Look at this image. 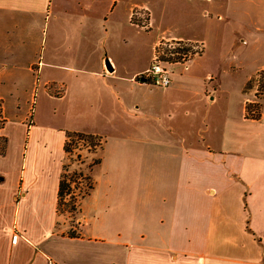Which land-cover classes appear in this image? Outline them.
Segmentation results:
<instances>
[{
  "label": "crops",
  "instance_id": "crops-1",
  "mask_svg": "<svg viewBox=\"0 0 264 264\" xmlns=\"http://www.w3.org/2000/svg\"><path fill=\"white\" fill-rule=\"evenodd\" d=\"M67 1L0 0V264H264V113L245 116L246 103L255 102L247 83L258 71L237 90H226L224 71L201 63L219 60L218 42L189 30H162L152 47L160 40L203 42L186 69L169 65L166 87L137 78L150 59L134 71H118L109 56L108 71L96 53L101 71L62 74L61 97L73 92L88 109L82 118L111 124L112 142L98 130L48 132L32 114L37 73L46 71V90L57 80L48 70L92 60L81 46L97 44L96 30L80 34L63 25L62 16L80 11L96 21L117 5L127 4V12L137 6L132 0ZM149 5L138 8L148 13L151 28ZM40 34L46 36L42 54ZM203 65L207 71H195ZM233 90L238 103L221 109L217 92ZM150 119L162 124L151 126ZM67 132L103 141L73 225L58 212Z\"/></svg>",
  "mask_w": 264,
  "mask_h": 264
},
{
  "label": "rangeland",
  "instance_id": "rangeland-1",
  "mask_svg": "<svg viewBox=\"0 0 264 264\" xmlns=\"http://www.w3.org/2000/svg\"><path fill=\"white\" fill-rule=\"evenodd\" d=\"M132 1L137 4L132 12H127V4L124 7L117 5L112 12H99L96 21L91 19L89 14L86 16L90 19L85 18L80 11L68 12L62 16L61 23L80 34L85 33L89 27L97 31V44L93 42V44L81 46V50L86 52L85 55L87 52L90 55L93 53V59L75 64L67 63L73 69L51 68L48 71H56L57 73L52 76H55L57 80L54 84L47 83L46 90L43 84L46 80V71H42L40 75L37 73L38 82L35 83L33 91L32 114L35 116L33 119L46 124L48 132L61 133L75 129L98 130L105 133L103 140L104 142L107 140L108 145L113 138L111 124L105 122L103 118H82V113L87 112L88 109L78 105L73 92L67 98L61 97L66 85L60 81L66 82L62 74L65 71H101L100 65L95 62L96 53H100V56L105 58L110 56L116 63L118 71H134L151 59L152 44L160 32L175 28L181 31H192L191 33L198 38H207L211 43L213 41L219 43L221 48L219 60L204 58L201 63L209 62L211 69L208 71H224L222 77L220 76L224 89L229 90L228 87L236 86L235 90H237L247 74H255L258 71L247 83L249 88L254 90L252 99L255 102L246 103L245 116L259 119L261 113H264V0ZM146 1H149L152 10L150 17H154L151 28L150 25L147 26L146 12L138 8ZM67 3L75 4L76 2L68 0ZM141 13L145 15L142 16ZM189 25L193 29L187 28ZM40 40L41 48H39L42 54L46 51V36L40 34L39 42ZM71 43L69 41L68 44ZM69 50L73 51L74 47H70ZM192 69L194 65H190L188 71ZM207 69L203 65L197 67L195 71H207ZM179 70L180 67L174 68V71ZM220 93L217 92V96L221 109H224L225 104L229 106L231 103L232 105L238 103L237 92L234 90L230 92V96L224 92ZM235 110L239 111V109ZM99 111H102V108H99ZM239 115L238 113L237 116ZM146 122L151 126L168 124L164 118H161L162 123H156L152 119ZM74 144L76 145H72L73 151L66 154L67 158L64 162L66 169L63 170L68 177L69 190L58 202V212L71 218V225L74 224L76 204L87 191L88 183H90L89 180L83 179L88 176L83 169L98 158L97 152L100 151V147L89 148L86 142ZM70 206L75 209L69 212L67 209Z\"/></svg>",
  "mask_w": 264,
  "mask_h": 264
},
{
  "label": "built area",
  "instance_id": "built-area-1",
  "mask_svg": "<svg viewBox=\"0 0 264 264\" xmlns=\"http://www.w3.org/2000/svg\"><path fill=\"white\" fill-rule=\"evenodd\" d=\"M146 14L148 17L147 12ZM141 15L145 14L141 13ZM202 49V41L160 40L153 46L149 66L137 78L143 77L153 85L166 87L171 83L169 65L179 64L186 69L188 62L193 57L200 55Z\"/></svg>",
  "mask_w": 264,
  "mask_h": 264
},
{
  "label": "trees",
  "instance_id": "trees-1",
  "mask_svg": "<svg viewBox=\"0 0 264 264\" xmlns=\"http://www.w3.org/2000/svg\"><path fill=\"white\" fill-rule=\"evenodd\" d=\"M3 121L1 119V106H0V126L2 125ZM66 139L64 141L63 144V150L66 154H69L73 151V146L72 145H76L74 143H79V142H83V143H88L89 144V148L91 149H95L96 147H100V150L102 149V139L101 137L97 136V135H93V134H87V133H82V132H67L65 135ZM3 141V140H2ZM102 141V143H101ZM3 151V147L0 146V152ZM94 151V150H92ZM88 152H91L90 150H88ZM100 158L98 157L97 159L92 161V164L90 165H86V167H84L83 171H86L88 173V176H85L83 178L82 174L80 176H82L83 179L89 180L90 183H88L87 186V191L84 193L87 194L89 192V190L92 188V179L89 176L90 170L91 168L99 163ZM66 169V166L63 165V170ZM69 190V181H68V177L65 173H62L61 177H60V181H59V187H58V202H60V200L63 199L64 195L68 193ZM69 204V203H67ZM67 207V205H65ZM75 208L73 206H70L67 210L70 212L72 210H74ZM69 234L72 235L73 233L71 231H69Z\"/></svg>",
  "mask_w": 264,
  "mask_h": 264
},
{
  "label": "water",
  "instance_id": "water-1",
  "mask_svg": "<svg viewBox=\"0 0 264 264\" xmlns=\"http://www.w3.org/2000/svg\"><path fill=\"white\" fill-rule=\"evenodd\" d=\"M104 63H105V67H106V69H107L108 71H112V68L110 67V62H109V60H108L107 57L104 59ZM140 81L145 82L146 79L143 78V77H141V78H140Z\"/></svg>",
  "mask_w": 264,
  "mask_h": 264
}]
</instances>
